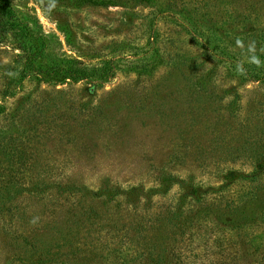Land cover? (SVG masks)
I'll use <instances>...</instances> for the list:
<instances>
[{
	"label": "rangeland",
	"instance_id": "374dc122",
	"mask_svg": "<svg viewBox=\"0 0 264 264\" xmlns=\"http://www.w3.org/2000/svg\"><path fill=\"white\" fill-rule=\"evenodd\" d=\"M111 1L13 0L47 63L116 72L20 79L0 43V264H264V80L202 45L264 53V0Z\"/></svg>",
	"mask_w": 264,
	"mask_h": 264
},
{
	"label": "trees",
	"instance_id": "16d2710c",
	"mask_svg": "<svg viewBox=\"0 0 264 264\" xmlns=\"http://www.w3.org/2000/svg\"><path fill=\"white\" fill-rule=\"evenodd\" d=\"M135 4H147L153 8L163 11L159 8L154 0H131ZM79 3H89L94 5H114L111 0H77ZM15 40L17 49L21 51L18 54L20 62L19 73L20 79L27 76H34L40 80L59 83L65 80L81 81L89 80L90 82H104L111 79L115 75L116 67L113 66L112 60H106L98 66H89L76 56L66 55L65 57H57L52 63H47V47L48 40L44 33L35 28L26 18L19 15L13 0H0V43L8 36ZM247 41V39H244ZM217 37L202 36V45L210 51L213 56L219 57V53L223 54L226 69L230 73L244 80L263 81L264 80V53L258 55H250V59L236 58L229 50H225L221 45L214 44ZM251 42V41H250ZM252 42L264 45V39L257 37ZM249 43V42H245ZM14 94V93H10ZM47 185V184H45ZM62 192H70L69 186L56 184ZM38 187V186H37ZM66 188V189H65ZM132 191L121 190L118 188L106 187L104 192L108 198L112 199L114 195L123 194L128 199L139 194L135 193V187H131ZM89 189L84 188L83 194H87ZM251 213H253L251 211Z\"/></svg>",
	"mask_w": 264,
	"mask_h": 264
}]
</instances>
